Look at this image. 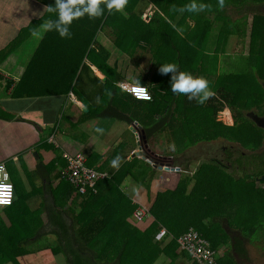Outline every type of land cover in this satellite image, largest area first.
I'll use <instances>...</instances> for the list:
<instances>
[{
	"label": "trees",
	"instance_id": "trees-1",
	"mask_svg": "<svg viewBox=\"0 0 264 264\" xmlns=\"http://www.w3.org/2000/svg\"><path fill=\"white\" fill-rule=\"evenodd\" d=\"M18 1L21 2V0L12 2L15 4ZM38 1L42 6H45L44 14L22 29L25 34L34 28L33 25L43 24L56 17L55 12H50L47 7L51 6L54 0ZM141 1L127 0L123 9L116 11L106 9V0H101L100 7L104 9L102 15L94 18L84 15L74 19L69 26L70 37H60L57 34L56 42L64 41L67 47L61 57L58 54L60 49L51 47L49 51L55 49L58 58L46 56L51 59V63L44 60V66L50 67L53 73L64 74L60 75V78L52 79L54 88L65 89V92L70 87L74 88L72 83L75 84L78 81L75 77L78 69L80 67L81 70L89 69L82 62L84 56L91 55L90 59L95 65L106 66L108 53L97 45L95 39L97 32H105L104 28L106 27L108 36H115L119 49L129 54L138 48L142 50L144 44L145 48L156 58L165 57L170 62L174 58L172 64L177 66V72H185L193 78L205 79L208 82V90L215 95H209L201 102L199 97L188 99V94H174L170 87L172 74H160L159 66H157L154 72L155 85L150 88L146 87L151 95L150 101H138L129 96L133 103L140 105L141 112L136 114V119L144 127L143 135H146L147 139H157L167 131L168 144L176 152L178 149L175 146L178 145V137L181 135L187 141V143H183L184 147L223 139L230 143H236L251 153L243 156L240 150H235V156L224 157L229 161V166L225 164V161L222 164L213 158L204 160L189 178L193 180L191 181L192 190L198 193L197 199L193 196L182 198L177 190L182 189L183 186L178 187L177 190L157 194L148 210L154 221L143 233L133 230L135 233L133 237H137V239L131 241L138 242V245L133 248L129 246L126 248L128 239L125 238L119 239L115 243L110 239L99 240L96 238L97 234L106 228V223L95 216L97 208L95 204H92V201L99 197V195H95L97 191L95 194L88 191L84 195L75 192L80 199L84 198L86 201L84 211L76 218L81 224L77 225L78 228L74 232L75 236L72 241L65 240L66 235L61 232L66 234L64 231L67 229L59 220L57 222H61L57 226L61 231V234H58L59 238L49 239V241L32 239L34 235L33 220L24 221L22 218L21 207L15 202L16 187L13 184L15 198L11 205L3 208L9 226H6L0 219V264H20L17 260L18 256L24 254L25 248L36 242L42 246L45 244L46 247H53L56 245L54 243H57L66 264H119L120 260L127 262L126 264L142 262L147 260L146 251L151 249L147 245L150 243L148 237L160 225L165 227L167 234L171 237L172 247L177 246L178 248L175 241L178 234L180 235L179 230L183 227V230L186 231L191 226L210 241L212 248H215L220 242L217 240L219 235H224L226 240L229 239L228 236L226 237L222 225L215 222L217 218L223 220L225 218L228 223L230 221L232 229H235L234 236L230 237V245L223 254L224 260L228 264H252L246 246L254 245L255 242L264 244V189L255 187L256 178L264 175V149L260 148L264 131L255 127L247 117V113L253 110L254 103L262 100L259 90L258 94L251 91H253L256 76H264L262 73L264 70V0H143L142 3ZM192 3L197 6L205 4L207 7L200 11H188L187 6ZM149 4L155 6L156 10L153 11L151 18L144 22L140 16L145 6ZM228 9H232L230 14L227 13ZM232 13H236L238 18L231 19ZM207 14L212 16V21L206 17ZM248 15L253 18L250 23H247ZM189 22L192 23V26L188 25ZM212 22L217 23L215 27H212ZM75 25H79L81 28L74 29ZM47 32V34L53 35L55 31ZM24 33H22L23 36ZM230 37L238 38L240 45L244 43L245 38L249 37L248 55H251L252 59L250 60L254 65H249L246 62L247 67H252L249 71L247 67H242L236 71L237 73L220 72L216 75L218 55L227 53ZM12 48L14 45L9 44L6 51H0V57H5ZM40 48L35 52V56L45 58L44 55H40L44 48ZM209 52L213 53L215 63L212 65L214 68L198 61V58H203L206 56L204 54ZM110 71L114 73V70ZM1 80H5L6 90L14 86L13 81L0 76ZM92 80L95 83H101L95 77H92ZM31 82L21 79L14 86V93L22 95L21 89L34 86V81L31 80ZM106 84H108L107 81L102 84V87L104 88ZM136 84L145 86L144 81H137ZM224 106L231 112L233 120L231 126L223 125L215 119L216 113L221 111ZM257 111L261 114L263 108L258 106ZM88 112L89 117L94 116L90 110ZM221 117L224 122H227L228 112L224 110ZM62 161L65 162L64 159ZM248 164L252 166L251 172L244 170L243 166ZM86 165L90 167L89 162ZM234 166L237 168L234 169ZM232 173H239L240 177L235 178ZM57 181L53 196L60 198L67 190L61 191L68 187L72 189L71 193L75 191L68 183L61 180L59 174ZM103 181L98 182L97 186ZM111 182L112 179L109 180V183ZM113 203L114 200L112 205L109 204V207H112L117 218L111 223V226L107 225V228L109 231H117L124 235L126 230L134 228L127 221H123L129 216L130 210L116 209L113 207ZM55 206L61 214L63 205L58 206L56 203ZM218 206H225L229 216L219 215L218 210L215 214L211 212ZM231 209L234 211L230 212ZM87 210L90 215L86 213ZM221 212L223 209H220ZM181 216L187 222L180 221ZM50 222L53 223V220L50 219ZM214 227L218 231L216 236L213 235ZM141 234L144 236L139 237ZM213 236L215 237L213 238ZM43 237L45 238V234ZM218 239L221 240V238ZM70 242L72 243L70 244ZM99 243L100 247L96 253V245ZM151 245L154 247L153 244ZM65 250L68 254H65Z\"/></svg>",
	"mask_w": 264,
	"mask_h": 264
},
{
	"label": "crops",
	"instance_id": "crops-1",
	"mask_svg": "<svg viewBox=\"0 0 264 264\" xmlns=\"http://www.w3.org/2000/svg\"><path fill=\"white\" fill-rule=\"evenodd\" d=\"M12 1L0 0V51H6L9 44L14 45V48L5 57H0V76L13 81L14 86L21 79H27L29 82L31 80L34 81V86L21 89L22 95H16L13 91L14 86L6 90L5 80L0 81V163L4 164L9 178L13 170L24 171L25 176L32 174L33 177H36L34 178L35 190L38 188V192L42 193L45 191L47 184H49L48 187L50 188L48 191L53 190L54 185H57V176L58 174L60 175V169L65 166V162L62 161L61 157L63 153L82 154L86 161L90 163L91 168L108 175V178L97 186L95 195H99L97 197L99 199L93 198L94 201H92V204H95L97 208L95 216L106 223V228L101 233L99 232L96 238L99 240L110 239L114 243L119 239L125 238L128 239L126 248L128 246L133 248L138 245V242L131 241L137 239V237H133L135 234L133 230L143 233L149 228L154 218L148 210L153 204L156 195L167 191V179L172 176L169 175L171 173L167 175L165 173L167 171L174 172L177 174L180 180L178 182L180 183L186 177L190 178L204 161L200 162L202 159L200 155L188 158L191 159L190 165L198 162L193 170L188 169L187 165H184V169H182L178 164L169 163L168 161L171 158L174 159L175 149L173 148V151H171L173 154L170 153L167 155L168 157H164L163 153L160 154V151H157L151 145V139H147L146 135H143L144 127L136 119V114L141 112L140 105L133 103L129 95L118 87L121 82L137 83V81H144L146 87H153L155 85L154 72L157 67L150 60V56L153 54L143 44L142 61L144 66L142 67L140 62L135 63V60L130 62L131 53L128 54L117 47L115 36L110 35L107 37V33L103 31L107 37V43H105V47L102 45L103 43H99L98 38H102V31H99L98 38H95L97 45L108 53L106 66L100 67L97 64L95 65L91 59L84 58L82 62L89 69L83 68L81 70V67L78 69L75 74L78 81L75 84L74 82L72 83L74 88L70 87L67 92H65V89H55L52 79L60 78V75L64 74L53 73L50 67L44 66V60L51 63V59L49 57L46 58V56L58 58L57 55L60 54L61 56L67 46L65 45L61 53L58 51V54L55 49L54 51H49L56 39H58L56 36L58 33L55 35L47 34L49 30L44 28V23L33 25L34 28L28 31V34H25L22 29L27 27L31 21L42 17L45 6H42L38 0H27L29 3L34 4L33 11L30 13L31 6H28L26 8V11L29 12L28 15L24 19H20L18 15L20 7L15 12H9L15 5H18ZM21 1L27 3L26 0ZM149 5L153 8L152 13L148 16L150 19L156 7L152 4ZM25 21L27 24H21ZM188 25L192 26V23L189 22ZM22 33H24V36ZM61 42L65 43L64 41ZM41 45H44V49L40 55H44L45 58L35 56V52ZM30 46L32 50L27 52ZM57 48L60 49L59 47ZM138 50L140 49L138 48ZM219 62L220 60L217 61L216 75L221 72ZM107 68H109L108 72ZM111 69L114 70V73H111ZM92 77L100 80L101 83H95ZM106 81L108 84L104 85L103 88L102 84L106 83ZM211 95L215 96L213 92H211ZM81 104L86 106L84 107L86 109L85 112L82 111ZM88 109L94 116L89 117ZM224 110L229 112L231 120V112L226 106L217 113H222ZM165 121L167 122V120ZM98 128L101 131H96ZM167 136L168 133L166 131L154 143H157L159 147L163 144L160 138H164L163 141L169 147L166 140ZM179 138H181L182 144L178 140V145L175 146L178 149V153H185L189 148L200 144L184 147L183 143H187V141L181 135H179ZM113 148L116 149L113 150ZM159 148L162 150V146ZM134 154H137V156H134ZM33 156L36 157L35 160L38 162L36 166V169L38 168L36 171L37 175L32 173L36 164H30L27 168L23 163V161ZM116 156H119V161L118 165L114 167L111 166L110 161ZM179 156L183 157V153H180ZM13 163H17V166L13 167ZM111 179L112 182L109 183ZM13 184L16 187V184ZM135 185H138L139 189L134 190ZM19 186L21 184L18 182L17 189ZM65 190L67 192L63 196H65L66 203L63 204L62 213L68 222L66 223V219L62 220V222L67 229L64 231L66 234L57 227L58 224H61V222L57 223L61 219L56 218L52 224L55 229L50 230L49 233H44L55 235V238H49L51 240L59 238L58 234L60 232L66 235L65 240H70L69 237L71 239L74 238V232L81 224L76 218L84 211L86 199H80L75 191L71 193L72 189L70 187L63 189L61 192ZM113 200L114 208H120L122 211L125 209L130 210L129 216L123 221H127L134 228L126 230L127 232L124 235L119 234L117 231H109L107 228V225L111 226V223L117 218L112 207H109ZM134 202L145 206L149 214V218L143 222L141 227L136 226L137 223L136 225L129 223L135 207ZM53 204L55 205L56 203L53 202ZM86 213L88 214V210ZM215 222L222 225L226 237H229L226 240L224 235H219L218 233V238H221V240L217 238L220 242L218 246L212 248L216 252V264H228L224 260L223 254L230 245V237L234 236L235 229H232L233 226L230 221L228 223L225 218L224 220L217 218ZM190 228L194 229L191 226L188 227V229ZM183 229L182 227L179 230L180 235L185 231ZM36 230L37 228L32 229L34 232L32 239H43V234L38 233L41 229ZM217 232L216 227H214L213 235L216 236ZM180 235L178 234V237ZM142 236L144 235L141 234L139 237ZM148 239H150V243L147 245L151 249L146 251L145 257L147 260L128 264H190L189 257L185 252L180 251L177 246L172 247L171 237L167 234L164 226H158L157 230L150 234ZM54 244L56 245L53 247H47V250H49L47 253L49 254H46L45 250H43L47 245L44 244L43 246L45 247H43L39 242L31 244L30 247L33 246L30 253L31 260L34 261L35 256L39 254L37 251L42 250L44 251L43 254L46 255L47 264H66L57 243ZM96 247L95 251L97 253L100 243ZM66 253L67 250H65ZM126 263L122 260L119 262V264Z\"/></svg>",
	"mask_w": 264,
	"mask_h": 264
},
{
	"label": "rangeland",
	"instance_id": "rangeland-1",
	"mask_svg": "<svg viewBox=\"0 0 264 264\" xmlns=\"http://www.w3.org/2000/svg\"><path fill=\"white\" fill-rule=\"evenodd\" d=\"M28 1H30V0H28ZM28 1H27L28 4L25 1L24 2L21 1L24 4L21 3L20 1H18L16 3L18 5H15L13 7L14 11H13V9H10L9 12H15V10H18V8L20 7V9L18 10L19 11L18 15H19L20 19L21 18L24 19L25 16L28 15V13H29L28 11H26V8L28 6H31L30 13H32L33 7H34V4L29 3ZM142 2H143V0L141 1V3ZM152 9L153 8H151V5H148L143 10V13L141 14L140 17L144 22H147L149 20L148 16L152 13ZM230 11H232V9H228L227 13H229ZM206 17L211 21L213 19L210 14H207ZM15 18H16V16H15ZM236 18H238V15L236 13H232L231 19H236ZM251 19H253L252 16L248 15L247 23H250ZM14 23H17V22H14ZM21 24H27V23L25 21V22H22ZM216 24L217 23L212 22V27H215ZM73 27H74V29H77V30L81 28V26H79V25H75ZM104 30H105V33H107V37H108L107 28L105 27ZM53 34L55 35L57 33L54 32ZM97 35H98V32L96 34V38H98ZM107 37L104 34V32L102 31V38L101 37L98 38V42L101 44L103 43L102 45L104 47L106 45L105 43H107L106 42ZM248 41H249V37L245 38L244 43L242 45H240L238 38L230 37L229 48L227 50L228 54L223 55V53H220L218 55V57H219L218 60H220L219 65H221L220 70H222L221 72H224L225 74L237 73L236 71H239V68L247 67V63L249 65L253 64V61L250 60V59H252L251 55L250 54L248 55V49H247L248 48ZM65 45H66V43L58 41V42H54L53 47H59L60 53H61V50L65 48ZM41 47L42 48H40V49H43L44 45H41ZM31 50H32V48L30 46L28 48L27 52H30ZM204 55H206V56H204ZM204 55H202V56H204L203 58H198V61H200L201 63L203 62L204 63V64L202 63L203 65L207 64L210 68H214V65H212L215 63V61L213 59V53L209 52L208 54L205 53ZM59 57H61V56L59 55ZM90 57H91V55L89 57L84 56L85 59L86 58L90 59ZM142 58H143V50H141V49L136 50L135 49L133 51V53H131L130 62H133L135 60L134 61L135 63L140 62V65L143 67L144 62L142 61ZM247 59H248V61H247ZM150 60H151V62H154L156 66L160 67V65L170 64V63L172 64L173 63L172 60H174V58H172L171 62H170V60L168 61L165 57L160 59V57L156 58L154 55H151ZM163 61H165V62H163ZM243 63H245V64L243 65ZM249 67H247L248 71L252 69L251 66H249ZM262 73H264V70L262 71ZM253 86H254L253 91H251V92L258 94V90H259V94L262 97V100L260 102L254 101L255 103H254V108L252 111L257 112L258 106L260 108L264 109V76H258V77L256 76V81L254 82ZM225 112H228V111L225 110ZM216 120L220 121L223 125H226V126L232 125V119L230 120L229 112H228V119L226 120L227 122L223 121V119L221 117V113L216 114ZM160 140L163 142V144L161 145L162 150H161V148H159L161 146L158 147V144L154 143L155 141H157L156 138L151 139V145L157 151H160V154L163 153L162 155H164V157H168L167 155L170 154L171 151H173V149H171L170 146H169L170 147L169 148L168 145L165 144V142L163 141L164 138H160ZM166 140L168 141V138ZM179 143L182 144L181 138H179ZM222 145H228L227 141H225L223 139H218V140H215V141L208 143V144L200 143V144L193 146L192 148H189L188 150L185 151V153L180 152V153H183V157L179 156L180 153H178V152H176L175 154L171 153L174 155V159L171 158L170 161H168V162L169 163L171 162V164H173V163L178 164L182 169H184V165H187L188 169L193 170L195 168V166L198 164V162L190 165L189 162L191 159H188V158H191L192 156H195V155L197 156L198 154H201L202 159L200 160V162L203 160H207L210 157L209 155H207L208 150H209V152H215V150H219ZM231 145H233L235 147H239V150L244 152L245 155H248L251 153L249 150L247 151L246 149L240 147L236 143H232ZM164 146L166 148L165 150H164ZM260 148L264 149V133H263V141H262ZM260 148L258 147V149H260ZM115 149L116 148H113V150H115ZM35 158L36 157L33 156V157H29L26 161H23V160L22 161L27 168L30 164H34V165L36 164L35 166L33 165L34 169H33L32 173L34 175H37L36 171L38 168L36 169V166H37L38 162H36ZM14 166H17V163H13V167ZM27 168H25V169H27ZM233 168L235 169V166ZM246 169L248 170V172L252 171V169L249 170V167H247V166H246ZM168 173H171L169 175H171L172 177L167 179L168 180V182L166 183L167 184L166 187H168L167 191L177 190L178 187L183 186L182 189L177 190V191H179L178 194L182 198H188L191 196L195 197L196 199L198 198V195H197L198 193L195 192V190H192V188L190 187L191 181H193L192 179H189L188 177H186L185 180H183L182 182L179 183L178 182L179 178H178L177 174H175L174 172H171V171H167V173H165V175H167ZM24 174H25L24 171L13 170L11 172V175H10L11 182L16 184V193H15L16 198L14 197L16 199L15 202L18 203V205L21 207V210H22L21 214H22V218L24 219V221H27V219L33 220L34 226L32 227V229L37 228V230H38L40 228L41 230L38 232L39 234H41V233L44 234L45 232L49 233L50 230L55 229V227L52 226L53 223L50 222V219L54 220V219L58 218V219H61V221L66 219L64 214L63 213L60 214L57 207L53 204V202H55V203H58L59 206H62L63 204L66 203L65 196H60V198H58L57 196H53L54 195L53 190L57 187V185H54L53 190L48 191V189H50V188L48 187L49 184H47L45 191H43L42 193L38 192V188L35 190V186H34L35 185L34 184V178H36V177H33L32 174H29V173L28 174L30 176H25ZM232 174L235 178L240 177L239 173H232ZM183 175L185 176V174H183ZM179 176H180V174H179ZM263 176L264 175L260 176V180L257 179L256 183H255V187L258 189H261V190L264 189V182H261V180H264V179H262ZM18 182L21 184V186H19L17 189ZM51 187H53V186H51ZM136 189H139L138 185L134 186V190H136ZM51 191H52V193H51ZM223 207H225V206H222V207L218 206L217 208H214V210L212 209L211 212L215 214V213H217V210H218L219 215L221 214V215L229 216L228 209H224ZM230 208H232V207H230ZM5 209H7V208H5ZM220 209H223L224 212L220 213ZM225 210H226V213H225ZM64 211H66V210L64 209ZM232 211H234V209L230 210V212H232ZM183 216L180 217V221L185 223L187 221L183 220V218H184ZM0 219L2 220V222L6 226H9L8 220L6 219L5 214L3 213V208H0ZM23 219H21V222H23ZM67 222H68V220L66 219V223ZM133 222L134 221L132 219L129 220L130 224L136 225V223L135 222L133 223ZM142 225H143V222H140V223H137L136 226L141 227ZM68 234L70 235L69 232H68ZM49 238H55V235H52V234L46 235L45 234V238L43 237V239H45L47 241H49ZM69 238L72 241L71 237H69ZM71 243L72 242H70V244ZM246 247L248 249L249 256L252 260V264H264V244L262 245V243H258V242L256 243L255 242L254 245H248ZM32 248H33V246L32 247L29 246V247L25 248V253L22 254L21 256H18V258H17L18 262H20V264H41V263L47 264V261L45 258L46 255L43 254L44 251H42V250L37 251V252H39V254L35 256L34 261L31 260V257H30L31 254L30 253L32 252ZM47 249L48 248L46 247L43 250H45L46 254H49V253H47V252H49V250H47ZM41 253H42V255H41Z\"/></svg>",
	"mask_w": 264,
	"mask_h": 264
},
{
	"label": "built area",
	"instance_id": "built-area-1",
	"mask_svg": "<svg viewBox=\"0 0 264 264\" xmlns=\"http://www.w3.org/2000/svg\"><path fill=\"white\" fill-rule=\"evenodd\" d=\"M118 87L138 101H150L151 95L144 85L136 83L121 82ZM147 97V98H145ZM62 158L65 166L60 170V178L68 183L77 194L84 195L96 193L98 182L108 178L104 172L95 170L86 165L85 157L80 154L63 153ZM14 200V187L10 182L9 175L3 163H0V208L12 204ZM132 219L136 223L144 222L149 218L145 206L134 202ZM180 251L185 252L190 264H216V252L212 249L210 242L195 229H188L176 240Z\"/></svg>",
	"mask_w": 264,
	"mask_h": 264
},
{
	"label": "clouds",
	"instance_id": "clouds-1",
	"mask_svg": "<svg viewBox=\"0 0 264 264\" xmlns=\"http://www.w3.org/2000/svg\"><path fill=\"white\" fill-rule=\"evenodd\" d=\"M101 0H54L51 6H47L50 12H55V19H49L44 23V28L54 30L60 37H70L69 26L74 19L87 15L94 18L102 15L104 9L100 7ZM127 0H106L105 8L108 10L120 11L123 9ZM207 7L205 4L196 5L192 3L187 6L188 11H200ZM158 71L160 74L171 73L170 87L172 92L188 94V99L199 97L202 102L211 95L208 90V82L203 78H193L185 72H177L175 64L160 65ZM147 98V97H145ZM83 109L84 104L80 105ZM101 131V129H96ZM119 156L110 161L111 166H117ZM151 163V162H149ZM172 170V167H171Z\"/></svg>",
	"mask_w": 264,
	"mask_h": 264
},
{
	"label": "flooded vegetation",
	"instance_id": "flooded-vegetation-1",
	"mask_svg": "<svg viewBox=\"0 0 264 264\" xmlns=\"http://www.w3.org/2000/svg\"><path fill=\"white\" fill-rule=\"evenodd\" d=\"M262 116H264V109H263L261 114H259L258 111L255 112V111H252V110H251V112L247 113V117H249V119L252 122V124L255 127H257V128H259V129L264 131V127H259L258 126V123H260V124H262L264 126V119L263 120L262 119L261 120L258 119V117H262ZM232 124H233V120H232ZM206 144H208V143H206ZM227 144L228 145H222L220 147V149L219 150H215V152H209V150H208L207 153L210 156L209 158H213V159H215V161H219L222 164L225 161V164H227L229 166V161L226 160L224 157H226V156L231 157V155L235 156L236 155L235 154V150H239V147H235V146L231 145L232 143H230V142H227ZM240 153L243 154V156L245 155L244 152H242V151H240ZM198 155H200L202 157L201 154H198ZM248 161H251V160H248ZM246 166L249 167V170L252 168V166L249 165V164L243 166L244 170H246L247 172H248V170L246 169ZM256 179H260V178H256Z\"/></svg>",
	"mask_w": 264,
	"mask_h": 264
},
{
	"label": "water",
	"instance_id": "water-1",
	"mask_svg": "<svg viewBox=\"0 0 264 264\" xmlns=\"http://www.w3.org/2000/svg\"><path fill=\"white\" fill-rule=\"evenodd\" d=\"M102 80H103V79H102ZM82 111H84V112H85V111H86V109H85V108H83V109H82ZM263 117H264V116H262V117H258V119H259V120H261V119L263 120V119H264ZM258 126H259V127H264V126H263L262 124H260V123H258ZM134 156H137V154H134ZM167 170H168V169H167ZM262 179H264V176L262 177Z\"/></svg>",
	"mask_w": 264,
	"mask_h": 264
}]
</instances>
